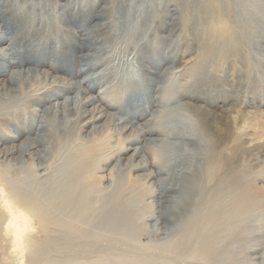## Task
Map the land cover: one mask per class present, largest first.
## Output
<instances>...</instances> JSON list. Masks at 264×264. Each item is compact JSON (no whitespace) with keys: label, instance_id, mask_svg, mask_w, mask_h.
<instances>
[{"label":"bare ground","instance_id":"obj_1","mask_svg":"<svg viewBox=\"0 0 264 264\" xmlns=\"http://www.w3.org/2000/svg\"><path fill=\"white\" fill-rule=\"evenodd\" d=\"M202 2L205 6H202ZM114 3L116 8L112 15L108 16L104 22L96 23L91 27L84 26L80 36L70 27H64L62 31L58 24L62 18L56 19L55 16L60 4L58 0H0V126L9 125L11 118L16 120L17 126L12 124L14 128H11L12 132L9 134L12 139H17L26 129L34 130L32 136L24 137L19 144H5L6 137L0 134V156L6 159L9 156L14 160L13 153L19 151V156L31 152L32 156L38 159L35 166L36 172L23 174L19 160H16L12 165L19 172V176L11 181L2 177L9 193L6 196L0 188L1 228L7 235L10 247L18 252H22L23 248H31L32 251L38 250L37 253H39V247L32 248L30 246L32 239L26 236V232L32 227L27 220L28 216L41 222L47 217L49 221H55L63 218L64 213L71 212L74 216L78 215L82 224L88 226L83 234L91 230L94 232L92 234L101 241L107 239L109 242L114 240L122 242L126 238L123 237L126 233L131 234L128 233L129 220L123 216L124 210L119 205L118 200L121 197L118 191H113L110 195H101L99 190L94 193L93 183H85V176L79 174V169L71 167L69 163L68 150L73 143L78 145L77 136H73V140L69 143L64 137L67 135L64 127L70 112H72L73 120H77L78 124L81 121L82 124H91L90 129L94 132L105 130L110 124L121 126V130L131 127L132 136L128 137L131 142H137L139 136L151 131L139 125L133 126L135 121H130L129 118L122 119L112 112H105L94 103L95 96L88 94L81 84L83 82H87L88 85L95 84L92 72L80 78L79 74L87 72L90 67L97 65L108 55H114L110 51L101 56L98 51H95L98 47L100 48L96 42L102 41L98 35H101V38L103 36L112 38V45H120V51L135 52L133 55L138 63L135 70L142 71V65H144L142 59L146 57L142 48L150 40L148 29L152 28L150 22L156 14L164 13L166 18L171 19V10H175L181 17V30L184 34L181 36L192 41L201 35L198 23L203 16L201 9L208 7L211 11L209 15L212 16L214 13L218 15L220 10L225 9V0H114ZM168 5H173V8ZM61 7H65V3ZM41 12L46 14L40 18ZM91 16L97 17L98 13L88 14L87 17L82 18L83 22L86 24ZM222 20L218 19V27L221 29L217 35L214 28L210 26L206 27L202 39H199L209 48L204 54V60L214 59L213 56L218 51L224 53L230 51L238 56L243 65L247 66L251 55L244 44L245 33L237 34L234 29V32L229 35V27L232 26ZM235 20L240 22L239 16L235 17ZM170 22L164 20L159 26L170 25L172 23ZM109 25L111 31L107 34L103 29ZM155 28L153 27L152 30L154 31ZM62 32L70 42L69 45L62 38ZM153 35V38L158 37L155 33ZM76 36L80 39L79 41L75 39ZM169 36L171 35L165 39L171 40ZM260 39L264 40L263 34ZM50 40H52L51 44H49ZM214 42L219 43V48H213ZM230 42L232 44H228ZM82 48H87L88 52H82ZM224 58L221 57V59ZM43 62L51 66L62 63L68 71L70 69V73L76 79L59 74L49 75L47 70L38 67V64ZM108 66H104L102 70L105 71ZM144 66L148 73L155 72L148 65ZM109 67V70H112L114 66ZM135 70L129 68L121 77L134 75ZM175 71L172 65L169 76L175 77ZM39 78H43L50 84L48 90L44 88L42 90V87L35 84ZM256 80L264 83V70L259 76L257 74L245 76L244 84L245 86L249 83L253 84L252 82H257ZM32 82L36 86L33 87ZM43 101L46 105H42L41 108L34 105ZM175 103L168 106L169 115L158 129L164 137L157 140L148 139L152 145L160 148L161 153L157 155L159 158L157 170L149 169L143 174L146 178L160 175L156 181L158 185L154 187L152 193L164 197V202L160 203L163 206L160 215L166 214L170 218L168 226L171 228L170 231L185 230L180 235L182 236L180 243L191 240V245L197 248H194V252L206 264H230L235 260L236 252L243 250V246L247 248L248 245L246 240L242 241V238L241 241L235 239L237 227L234 224L226 226V231L221 237L220 225H224V222L231 223L234 218H238L237 224H240L246 218L242 214L238 215L235 208L245 206L244 202L249 195V189L247 185H240L242 179L246 181L245 177H240L239 181L234 172L238 174V167L243 162L240 158L244 154L248 155L251 149L250 143L243 142L242 138L248 134L247 131L253 125L259 124L260 121L255 117L247 118L240 112L236 102L230 107L218 106L217 109H208L206 105L186 104L188 102L178 100ZM86 104H92V106L86 109L83 107ZM27 105L34 106L27 107ZM25 114L26 120L23 122L22 117ZM49 114L62 115L65 120L64 126L57 125L54 119H50ZM103 117H105L103 122L97 124ZM241 143L246 144V150L242 149ZM140 150L141 146H134L130 156H138ZM126 167L146 170L148 163L144 158L136 163L130 160ZM41 169L42 171L38 172ZM9 170L11 169L7 172H10ZM1 173L3 174V171ZM225 194L236 196L239 202L229 203L230 205L225 203ZM91 199L96 201L91 202ZM198 223H200L199 227ZM170 244L165 246L166 249L170 250ZM227 247L228 249H225ZM146 253L148 252L142 251L138 255ZM241 261L244 263L245 258ZM112 262L121 264L122 261L112 260ZM128 263L147 264L148 260L137 256L135 260ZM73 264H111V260L91 263L88 261L74 263L73 261ZM157 264L168 263H164L163 259L158 260Z\"/></svg>","mask_w":264,"mask_h":264},{"label":"rangeland","instance_id":"obj_2","mask_svg":"<svg viewBox=\"0 0 264 264\" xmlns=\"http://www.w3.org/2000/svg\"><path fill=\"white\" fill-rule=\"evenodd\" d=\"M58 2L61 5H58L55 16L56 19L62 18L60 23L58 22L62 31H64V27H70L80 36H82L84 26L91 27L96 23L104 22L108 16L114 13L116 8L114 0H69L68 2L67 0H58ZM63 3H65V7L62 8ZM202 3V6H205L204 2ZM224 4L225 9L220 10L218 15L216 13L214 16L209 15L211 11L208 7L200 10L203 16L198 23L200 25L199 32L202 36L200 35L198 40L192 41L182 37L184 34L181 30V17L176 14L175 10H171V19L166 18L164 13L156 14L150 22L152 28L148 29L150 40L142 48L146 53L142 63L155 70L153 73H148L144 65H142V71H136L135 68L137 69L138 63L135 55H133L135 52L131 50L120 51V45H112V38L109 36L101 38L102 36L98 35L102 41L96 42L100 48L98 47L95 51H98L101 56L110 51L114 55H108L97 65L90 67L87 72L79 74L78 77L87 76L90 72L93 73L92 77L96 81L95 84L88 85L87 82L81 84L86 88L88 94L95 96L96 101L94 103L105 112H112L122 119L129 118L130 121H135L133 126L139 125L144 129L151 130L139 136L137 142L128 140V137L132 136L130 134L131 127L121 130V126L110 124L105 130L94 132L90 129L91 124H82V121L79 122L80 120L78 124L77 120H73L72 112L68 114L69 120L67 119L68 122L66 123L62 115L53 116L49 114V116L51 115L50 119H54L57 125L63 127L64 123L66 124L64 132L67 135L64 137L68 143L73 140V136H77L78 145L73 143L68 150L69 163L71 167L79 169V174L85 176V183H93L95 189L92 191L96 193L99 190L101 195H110L111 192L118 191L121 197L118 200L119 205L124 210L123 216L129 220L128 233L131 234L126 233L123 236L126 238L122 242L119 240L109 242L107 239L101 241L92 234L94 232L91 230L89 233L83 234L88 226L82 224L78 215L74 216L71 212H66L62 215L63 218L55 221L50 220L51 222L48 217L42 222L39 220V223L37 219L33 220L28 216L27 220L32 227L28 229L26 236L32 239L30 245L32 248L39 247V253H37L38 250L32 251L31 248H23L22 252H18L10 247L7 235L1 228L2 222L0 220V264H73V261L74 263L87 261L91 263L106 259L111 260V264H116L112 260H121V264H129L128 262L135 260L137 256L148 260L150 264H157L158 260L163 259L164 263L168 264H206L194 252L196 247L191 245V240L180 243L182 240L180 235L185 230L171 232V228L168 227L170 218L166 214L160 215V210L163 209L160 203L164 202V197L152 193L154 187L158 185L156 181L160 175L146 178L143 174L149 169L157 170L156 165L159 161L157 155L161 153L160 148L152 145L148 139L155 138L157 140L164 137L158 129L169 115L168 106L176 104V100L188 102L186 104L206 105L205 107L208 109H217L218 106L230 107L236 102L240 112L245 114L247 118L255 117L260 121L259 124L253 125L247 131L248 134L242 138L243 142L250 143L251 149L248 155L244 154L240 158L243 162L238 167V174L234 172L239 181L241 180L240 177H245L246 181L242 179L240 185H247L246 187L249 189V195L244 202L245 206L235 208L238 215L242 214L246 218L240 224H237L238 218H234L231 223L224 222V225H220L219 231L222 237L226 231V226L234 224L237 227L235 239L241 241L242 238V241L246 240L247 242V248L243 246V250L237 251L235 260L230 264H264V83L262 81L259 83V80H256L257 82H252L253 84L249 83L246 86L244 84L245 76L249 74L259 76L264 70L262 68L264 67V40L260 39L261 34L264 35V32H261L264 31V0H225ZM168 6L173 8V5ZM93 12L98 13V16H91L85 24L82 18ZM45 14V12H41L40 18L44 17ZM237 16H239L240 22H236L235 17ZM218 19H223L232 26L229 27V35L234 32V29L237 34L245 33L246 41L244 44H246L247 51L251 55L247 66L243 65L238 56L230 51L225 52L228 54L218 51L213 56L214 59L204 60V54L209 48L202 44L199 39H202L203 31L210 26L216 31V35L219 33L221 28L218 27ZM164 20H169L172 23L159 26L160 23L163 24ZM153 27L155 28L154 31L152 30ZM110 29L111 26L109 25L103 30L108 34ZM153 33L157 34L158 37L153 38ZM61 35L69 45L70 42L65 38V33ZM168 35H171L169 36L171 40L165 39ZM75 39L80 40L78 36ZM51 43L52 40L49 44ZM228 44H232V42ZM219 46V43L214 42L213 48H219ZM85 51L87 48H82V52ZM221 57L225 58L221 59ZM62 65L59 63L57 66H51L43 62L38 64V67L47 70L49 75L59 74L66 78L76 79L70 73V69L68 71ZM106 65L114 67L112 70H109V66L105 71L102 70ZM172 65L173 69L176 70L174 72L175 77L169 76ZM116 66L118 67L116 68ZM129 68L135 70L134 75L121 77L127 73ZM32 84L33 87L36 85L42 87V90L43 88L47 90L50 88V84L43 78H39L38 82L35 83L36 85L33 82ZM44 104L46 105L43 101L34 105L41 108ZM34 105H27V107ZM91 106L92 104H86L83 107L87 109ZM104 119L105 117L100 118L97 124H101ZM22 120L23 122L26 120V114ZM12 124L17 126L16 120L11 118L9 125L0 126V134L6 137L5 144H19L24 137L33 135L34 130L26 129L17 139H12L9 135L12 132L11 128H14ZM134 136L137 137V135ZM258 137L260 138L257 139ZM136 145L141 146L140 154L131 157L133 147ZM241 147L246 150V144L241 143ZM247 147L249 146L247 145ZM13 157L14 160L9 156L7 159L0 156V173L3 171V174H0V188L6 196L9 192L5 180L11 181L19 176V172L12 165L13 162L19 160L23 174L37 171L35 166L38 159L34 158L31 152L19 156V151H17L13 153ZM142 158L148 163L146 170L126 167L130 160L136 163ZM8 169H11L10 172H7ZM41 171L42 169L38 172ZM2 177L6 179L4 180ZM233 197L225 194V203L239 202L236 196V198ZM90 201L95 202L96 199ZM1 214L2 207H0V219L2 218ZM55 222L60 225L57 226ZM199 226L200 223H198ZM128 235L132 236L129 237ZM169 243H171L169 245L170 250L165 247ZM142 251L148 253L138 255ZM242 258H245L244 263L241 261Z\"/></svg>","mask_w":264,"mask_h":264}]
</instances>
